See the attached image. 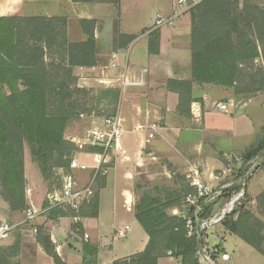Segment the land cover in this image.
Masks as SVG:
<instances>
[{
	"label": "trees",
	"instance_id": "trees-1",
	"mask_svg": "<svg viewBox=\"0 0 264 264\" xmlns=\"http://www.w3.org/2000/svg\"><path fill=\"white\" fill-rule=\"evenodd\" d=\"M84 4H116L120 0H72ZM244 0H206L189 12L191 81H168L167 87L176 93L181 104L191 100L192 87L214 85L233 89L235 96L247 94L237 91L239 69L261 55L264 58V7L250 6ZM52 19L1 18L0 17V197L7 204L8 211H23L27 206L26 180L24 177L23 149L27 146L31 159L42 175L59 167L70 155V148L64 140L65 131L71 121L82 115L78 98L80 89L70 90L75 82L72 70L89 69L96 64V43L93 35L95 21L80 20L85 39L70 42L66 37V20H60L63 32L56 33L50 26ZM118 37L117 27L113 28ZM47 39L43 41V34ZM29 35V36H28ZM28 36L27 41L25 40ZM149 42V53L153 54V39ZM131 40L130 38H126ZM257 46L261 47L259 53ZM62 47L67 54L60 64L44 62L45 51ZM247 63V64H248ZM46 69L52 76L48 79ZM116 104L119 91H109ZM112 93V94H111ZM264 154V126L256 131L254 143L247 148L244 162ZM65 163V162H64ZM65 169L68 168L66 163ZM260 165H264V162ZM259 165V166H260ZM258 166V167H259ZM64 168V167H63ZM245 172L242 176L245 175ZM181 185L171 188L156 185L151 189L138 187L139 200L135 205V219L148 237L144 251L129 261L113 264H157L161 258L171 257L180 264H201L196 257L197 235L188 237L185 221L170 214L171 210L184 205V198L190 194ZM238 187L223 192L228 199ZM247 197V194L245 195ZM258 205L264 202V191L255 199ZM99 204L98 194L89 204L82 205L81 214L69 209H58L61 217H96ZM51 212L57 209H51ZM65 210V211H64ZM84 210H87L86 212ZM207 211V209L205 210ZM242 207L226 216L221 226L229 233L264 254V225L253 215L241 212ZM192 215V212H190ZM75 214V215H74ZM260 215L264 216L261 212ZM76 235L82 236L79 224L72 227ZM164 235L160 253L156 249L157 236ZM37 243L52 259L54 264H64L55 252L49 236L38 237ZM21 238L6 250L0 249V264H10L9 259L18 254ZM220 253L223 249L217 246ZM81 264H95L97 248L81 242ZM216 257H214L215 259Z\"/></svg>",
	"mask_w": 264,
	"mask_h": 264
},
{
	"label": "crops",
	"instance_id": "crops-1",
	"mask_svg": "<svg viewBox=\"0 0 264 264\" xmlns=\"http://www.w3.org/2000/svg\"><path fill=\"white\" fill-rule=\"evenodd\" d=\"M51 1L54 10L59 11L63 8L64 14L68 17L74 16L79 20L95 21L93 35L96 43V64L89 69L79 68L83 74H80L78 81L86 84L87 79L83 75L98 77L100 69H108V77L112 79L110 87L119 91L114 117L121 129V137L118 148L101 158L103 163L99 168L98 182L95 186L99 197L96 217H76V219L51 214L46 216L47 212L39 209L37 192H34V187L31 186L26 188L27 204L40 212L38 224L41 226V231L49 236L57 256L64 264L82 263L81 242L83 240L97 248L95 264L129 261L144 251L148 237L146 234L140 235V240L134 244L120 243V240L126 238L129 230L125 237H118L117 231L127 226L125 224L119 226L118 219L135 218L134 208L140 197L138 187H142L141 180L143 178L152 180L156 176H160L163 180L171 178L168 181L170 184L167 186L177 189L185 180L189 183L194 173H197L203 183L210 184L215 188L231 172V168L226 167L220 159L224 160L227 156L234 154L238 143L243 144L246 136L250 139L246 145L251 146L255 138L254 128L250 123L246 135L244 133L236 134L235 125L238 118L234 116L236 109L234 103L236 106L240 105L241 110L244 107V104H241L244 98L235 96L232 91L219 86L203 85L198 87L193 85L190 102L181 104L179 107L178 95L168 89L167 83L171 80L191 81V68L188 71L187 69L182 70L178 65L175 53L169 56V53L164 52L166 50L164 47L169 46V41H164V36H168L162 29L171 30V34L169 32L168 34L170 37L176 38L180 34L178 32H182L183 27L186 28V30L184 29L186 33L188 29L191 30L190 17L188 14L182 13L175 20V24L154 28V22L158 17L171 15L174 0H170L166 11H164L166 0H159L160 8L164 14H156L153 25L143 28L142 33L137 37L122 31L118 18L117 20L111 18L113 15L110 4L80 5L74 4L70 0ZM121 2L122 0L117 5L118 14ZM54 15L55 12L44 14L47 18ZM116 22V34L119 38L115 37L113 32ZM155 33L158 34L159 41L153 43V54H150L149 42L152 41L151 36ZM142 38H146L145 42L129 55L132 44ZM101 42L105 44L110 53L106 59L100 56L99 45ZM166 51L168 52L169 49ZM120 53H123L124 56L121 63H119ZM113 55L116 57L113 58ZM113 63L116 66L111 69L110 65ZM221 103L227 105V112L219 110L218 105ZM251 106H253L252 103ZM217 117L227 124L225 128L217 124L215 121ZM206 119L210 122L209 128H206ZM93 125V123L90 124V126ZM262 126L264 124H257L255 128ZM68 130L67 128L65 131L64 139L67 138ZM209 130L214 134L209 137L212 140V149H206L204 145L207 139L206 134H211ZM151 133H153V138L149 140L148 135ZM82 138L83 135L80 139ZM94 152L85 150L77 155L80 165L84 168L76 172L80 185L88 183V179L96 168ZM260 174L251 181L248 192L252 188L259 192L257 195L264 191V172ZM260 176L261 178H258ZM86 178L87 180H85ZM174 178L176 182H174ZM84 181L87 183H83ZM225 185L224 183L220 187ZM154 186L156 185L152 187ZM152 187L146 186V189ZM257 195L252 198L253 201ZM174 210L179 215L187 213L185 205L173 208L170 212L172 216H175ZM7 213L8 206L0 199V221L7 216ZM260 221L264 225V218ZM75 224L81 226L82 236L76 235L72 231ZM26 228L27 226L20 228V250L16 256L9 259L10 264H54L37 243L35 236L29 235L30 232ZM220 228L229 233L224 227ZM134 232L136 235L140 234L135 229ZM211 234L215 235L217 232L214 231ZM14 242V238L10 237L0 245V249H8ZM220 245L218 246L229 254L225 247ZM260 256L264 260V254H260ZM229 258H231L230 254ZM162 262L180 264L179 260L171 257L161 258L157 264H162Z\"/></svg>",
	"mask_w": 264,
	"mask_h": 264
},
{
	"label": "rangeland",
	"instance_id": "rangeland-1",
	"mask_svg": "<svg viewBox=\"0 0 264 264\" xmlns=\"http://www.w3.org/2000/svg\"><path fill=\"white\" fill-rule=\"evenodd\" d=\"M74 4H84V3H75L72 0H70ZM244 0H241V3ZM247 2H250V6H257V7H264V0H247ZM159 0H122L120 8H119V14H118V8L116 4H110L111 6V13L114 20L120 21V28L124 32H128L130 36H139L142 33V29L148 26L153 25L154 19L156 14L163 15L164 11L168 10L167 6L170 4V0H166V7L164 11L161 6L159 5ZM191 10V9H190ZM190 10L187 12H184L185 14L189 15ZM46 12H55V15L49 19H52V22L50 23V26L53 28H56V33H62L63 27L62 23H60V20H66V37L70 42L78 43L85 39V36L82 33V29L80 27V20L77 17L71 16L68 17L66 14H64L63 8H61L59 11L54 10V5L52 4L51 0H0V17L1 18H38V19H47V17L44 16ZM188 23V22H187ZM114 25L117 26V22L114 23ZM153 28V27H152ZM182 32H178V37L172 38L170 37L171 30L167 28H163L162 31L167 34L168 37L164 36V41H169V46H165L164 48L166 50L164 52L169 53V56L172 55V53H175L176 58L178 60L179 67L182 68V70L187 69L190 70L191 66V50H190V30H187L186 28H182ZM185 29V30H184ZM168 30V31H166ZM168 32L170 34H168ZM174 33V32H172ZM43 34V41L45 38L47 39L46 34ZM157 34V33H156ZM29 36V35H28ZM28 36L26 37V41L28 39ZM154 37V36H153ZM156 38V39H155ZM146 38L139 39L138 41L134 42L131 46L129 55L132 54L134 49H136L139 45H142L145 42ZM154 41H159V37L157 34V37H154ZM101 46V47H100ZM259 53L262 51L260 46H257ZM100 49V56L102 58H107V56L110 54L108 51V48L105 46L104 43L101 42L99 45ZM67 54L63 50L62 47L57 48L54 47L51 50L45 51V57L44 62L46 65L53 63L54 65L60 64L61 60L66 59ZM123 53H120L119 55V63L123 61ZM248 63V62H247ZM245 64L241 66L239 69V82L236 84L237 91H245L248 92L247 94L242 95L243 96V103L244 107L240 110V105H237L234 103L235 114L238 118L235 130L236 134L240 135L241 133H244L246 135V131L249 128L250 123L253 125L254 128V135H256V131L260 128H255V125L257 124H264V58L260 55L258 59L254 60L251 63ZM46 73L48 76V79L51 80V75L49 74L48 70L46 69ZM83 74L82 70L79 68L72 70V77L75 79V82H73L72 85L69 86L70 90L72 89H80L83 90L85 93H82L80 97L78 98L79 102H83V106H80L82 108V111H79L78 113H82V115L76 117L73 121L70 122L68 126V131L66 133L67 138L64 139L65 142L68 145V148H70L71 152L68 158L65 160H62V164L52 169L49 173H46L42 175L39 167L36 163L33 162L31 159L29 149L27 146H24L23 149V162H24V177L26 180V188L27 186L34 187V192H37V201L38 205L40 206L39 209L46 211V216L55 215L57 214L58 207H49V203L47 201V195L51 194L53 191L59 190L60 188V179L62 173L66 170V163L70 161L77 160V155L81 151L76 145V141L81 140L80 138L82 135L85 134L87 130L91 128L90 124H99L104 119L111 118L114 116L117 108V103H114V99L111 98L108 93L109 91H118L116 88H110L105 87L104 85H101L97 82L95 79L96 77L83 75L87 79L86 84L80 83L79 76L80 74ZM222 88V87H221ZM225 89V88H224ZM234 91L233 89H225ZM112 94V93H111ZM251 103L253 106H251ZM222 104V103H221ZM218 125H221V127H226L227 124L223 122V120L219 117L215 119ZM90 126V127H89ZM210 127V122L208 119H206V128ZM209 134H206L207 139L205 141L206 149H212V140L209 139L213 134L212 131L209 130ZM65 136V135H64ZM244 138V143L239 144L237 146V149L234 154H231L227 156V158L220 159L224 162V165L226 167L231 168V172L228 177H226L220 185L222 184H231L234 187H237L236 183L237 181L242 177L244 171H246L249 168V162H244L242 159L244 151L249 148L250 146H247L246 143L249 142V137ZM65 138V137H64ZM75 141V142H74ZM112 150L111 152H113ZM210 151V150H209ZM261 157V156H260ZM258 158V157H257ZM252 161V160H251ZM65 162V163H64ZM259 166V165H258ZM257 166V169L253 173V176L247 183L246 187V194L247 197L242 201L241 205L238 207H242L241 212L250 213L256 219H262L264 216L260 215L261 212L264 213V202L261 205H258L256 201H253V197H255L259 192H257L256 189L249 190V185L253 179H255L256 176L261 175V172H264V165ZM64 167V168H63ZM184 177V176H183ZM185 178V177H184ZM258 178H261L258 177ZM171 179V178H170ZM170 179L163 180L160 176H156V178H153L152 180H148L147 178H143L141 181L142 187L146 188L152 187L153 185H161L160 183H166L162 185H168ZM87 180V178L85 179ZM98 180V179H97ZM96 180V183L98 182ZM148 180V181H147ZM84 181L83 183H85ZM174 182H176L174 178ZM87 183V182H86ZM85 183V184H86ZM187 180L183 182L182 185H187ZM210 187L212 185L208 184ZM215 186V189H220L224 186ZM225 185V186H226ZM83 186V185H82ZM99 186V185H98ZM232 186V187H233ZM214 188V187H213ZM229 189V188H228ZM187 192H191L192 190L185 189ZM227 190V189H225ZM224 190V191H225ZM194 193V190H193ZM190 193V194H193ZM98 194V191L96 190V187L93 189V195L92 197L83 205H87L90 203L91 200L94 199V197ZM261 194V193H260ZM259 194V195H260ZM257 195V196H259ZM1 199V197H0ZM2 200V199H1ZM226 198L223 196L220 200L215 202L214 204L210 205L207 208V211H205V217H208L212 215L215 211H218L221 206L225 203ZM29 205L26 207L28 208ZM82 207V206H81ZM237 207V208H238ZM26 208L21 212H11L8 211L6 214L7 216L3 217L2 222H7L10 224L17 225L14 230L10 233V237L14 238V241L21 238V232L20 228L22 226H19V223L23 220V213L26 210ZM51 209H57L54 212H51ZM81 209V208H80ZM79 209V210H80ZM79 210L75 213L77 214ZM236 210V209H235ZM65 211V210H64ZM81 211V210H80ZM85 212L87 210H84ZM81 214V212H79ZM188 214V213H186ZM75 215V214H74ZM40 216V215H39ZM59 217V216H58ZM0 221V222H1ZM119 226H123V224L127 225L129 227V232L124 240H120V243L122 244H131L136 243L140 240V237L142 235H145V232L143 231L142 227L138 224V222L135 220V218L130 217V220L127 219H118ZM219 226V227H218ZM36 227L38 228V231L36 234L32 233V229L27 227V231L30 232L29 235L35 236V239L37 240L38 237H43L46 233L41 231V226L37 223ZM221 224H217L211 228L208 229V231L203 235V245L208 247L209 249H212L214 246H218L222 244L225 249L229 252L231 258L227 262H222L218 258H216V261L214 264H263L264 260L262 259V256L258 254L256 251H254L250 246L239 240L237 237H235L232 234L227 233L225 230H223ZM134 229L139 232V235H136L134 232ZM216 231L217 234L210 235V233ZM141 235V236H140ZM164 235L157 236V245L156 249L158 252L162 253V245H163V237ZM7 239H4L0 241V245L5 243ZM82 239V238H81ZM221 246V245H220ZM219 247V246H218ZM221 248V247H219ZM167 262H162V264H165Z\"/></svg>",
	"mask_w": 264,
	"mask_h": 264
},
{
	"label": "built area",
	"instance_id": "built-area-1",
	"mask_svg": "<svg viewBox=\"0 0 264 264\" xmlns=\"http://www.w3.org/2000/svg\"><path fill=\"white\" fill-rule=\"evenodd\" d=\"M204 1L206 0H174V8L171 15L168 17H158L154 22V28L175 24V20L182 13L187 12ZM115 57L116 55H113V58ZM115 66L116 65L113 63L110 65V68L114 69ZM106 69L107 68L100 69L97 75L98 77L95 79L99 84L104 85L105 87H110L112 79L108 77V69ZM218 108L222 112H227L226 104H219ZM120 137L121 129L114 116L104 119L100 124H94L91 126V128L85 132L83 138L76 141V145L81 151H95L93 154L97 165L94 172L88 179V183L82 186L76 177V172L83 170L84 168L80 165L78 159L70 161L68 168L61 175L59 190L53 191L51 194L47 195L49 207H58L77 212L93 195L98 171L103 163L101 158L110 153L112 150H116L118 148ZM152 138L153 133L148 135L149 140ZM263 162L264 154L261 157L252 159V161L249 162V168L246 170L245 175L242 176L236 183L238 190L233 191L231 196L226 199L221 208L208 217H205V210L210 205L220 200L223 197L224 190L231 188L233 185L231 183L220 189H215L210 187L208 184L203 183L198 178L197 173H194V176L189 182L190 186L194 190V193L188 194L184 198V205L187 208L188 214L179 215L176 210H174L173 213L175 216L185 221L188 237L197 235L199 244L195 255L201 264H214L216 258L222 262L229 261L230 258L228 253H220L216 246L212 249L204 246L202 241L204 237L203 235L209 228L217 224H221L226 216L232 214L235 209L241 205L242 201L245 199L248 181L253 176L257 166ZM190 212H192V215ZM23 214L24 217L22 222L19 223V226H27L32 229L33 234H36L38 231L36 224L38 223L40 212L33 206H29ZM16 226L17 225L15 224L1 221L0 241L7 239ZM128 230V226L120 228L117 231L118 237H125ZM214 257L216 258L214 259Z\"/></svg>",
	"mask_w": 264,
	"mask_h": 264
}]
</instances>
